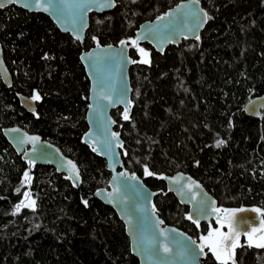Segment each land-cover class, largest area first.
Listing matches in <instances>:
<instances>
[{"label": "trees", "instance_id": "16d2710c", "mask_svg": "<svg viewBox=\"0 0 264 264\" xmlns=\"http://www.w3.org/2000/svg\"><path fill=\"white\" fill-rule=\"evenodd\" d=\"M178 1L114 0L111 10L89 14L82 43L40 12L0 9V46L12 80L9 87L0 81V264H138L122 221L92 196L106 186L109 172L81 141L89 84L79 54L94 42L131 44L141 22ZM199 2L210 17L199 39H182L161 53L138 44L148 63H139L137 47L128 49L136 61L128 70L129 118L119 107L111 111L124 167L156 191L153 209L164 224L197 242L208 224L187 219V207L157 177L180 170L214 196L217 208L264 211V108L255 116L244 111L247 101L264 95V0ZM16 93L40 96L34 112L19 106ZM14 124L69 156L79 169V187L51 166L33 163L29 170L1 133ZM217 141L224 143L217 147ZM145 166L154 175L145 176ZM25 171L31 182L21 187ZM25 191L35 210L13 215ZM240 244L236 264H264V249L248 247L243 237ZM201 262L217 264L207 249Z\"/></svg>", "mask_w": 264, "mask_h": 264}, {"label": "water", "instance_id": "95a60500", "mask_svg": "<svg viewBox=\"0 0 264 264\" xmlns=\"http://www.w3.org/2000/svg\"><path fill=\"white\" fill-rule=\"evenodd\" d=\"M81 2L82 0H64V5H61L60 0H55V3L63 9L62 15L58 19L51 10L45 12L42 8L36 9L34 3L30 4L29 7H25V4H29V0H17V2L11 4L7 3V0H0V3L5 5L3 8L15 5L28 12H40L48 16L60 32L68 33L79 43H82L84 39L85 31L88 27L89 14L109 11L115 5L114 0H111L112 6L101 9L99 0H97L96 3L91 5V10H88L81 20L76 7ZM104 2H107V0H104ZM188 3L189 0H180L159 16L141 22L134 31V39L139 37L138 44L147 43L159 53L163 52L169 45L180 43L182 39H196L195 37L199 36L206 22L201 27L196 28L193 17L185 15V13L190 11L189 8L177 10L179 5ZM42 4L46 5L47 0H42ZM190 7L199 12L201 19H203L205 10L200 2L198 5H191ZM168 13L172 15L163 21L158 19V17ZM190 29H194V31H189ZM77 35L79 39L76 38ZM121 41L115 45H101L98 42H94L93 46L83 49L79 54V61L83 66L89 84L88 104L85 112L87 127L81 136V141L95 155L104 159L106 169L109 172L106 186L96 188L92 196L105 205L110 206L122 221L130 253L137 259L138 264H202L201 259L204 257L205 252L203 254L199 253V249L196 247L200 241L192 244L191 242L194 240L185 231L174 225L164 224L157 213L153 212L152 200L156 191H152L137 174L129 173L123 165V142L119 133L114 130V120L111 111L119 107L121 110L120 115L123 118L127 107L129 115L131 109V86L128 70L131 65L129 61L132 60L128 56V49L133 46L125 41L123 51H121ZM89 54H92L91 59H89ZM0 81L6 87H9L12 81L11 74L3 61L1 46ZM101 95L105 98L100 99ZM16 98L21 108L29 113L34 112L35 101L30 96L16 93ZM109 100H111V103H109ZM90 105L92 106L91 108ZM260 108H264V95L254 97L244 105L245 113L250 116L257 115ZM93 109L96 110L94 111ZM13 129H18L19 131H11ZM1 133L15 153L24 160L29 161L31 159L34 164L51 166L57 173H63L65 176L69 174L67 162L71 161L79 173L77 164L69 156L65 155L57 145L41 135L27 131L19 124L5 126L2 128ZM112 133L117 134L120 147H116L117 141L112 140ZM32 136L38 137L39 143L33 145L31 142H19L26 137ZM108 142L111 143V153L109 152ZM93 148L96 151H93ZM25 153H28V155H25ZM112 154H114V158ZM120 173H127L128 177L135 175L137 179H127L120 176ZM163 176L167 177V179H162L166 191L170 192L179 204L187 207L186 217L192 216L199 223L203 222L206 224L216 221V213L212 209L213 207L217 208V201L197 179L180 170ZM181 176L186 179L181 180L180 184L170 183L172 178ZM68 180L73 186L74 181L72 179ZM188 180L194 182L192 191L189 192L187 188H184L183 195H180L177 190ZM195 184H199L200 187L196 188ZM79 185L80 177L73 188L77 189ZM100 190H103L102 194L97 195ZM109 193L114 194L109 197L107 195ZM193 195L196 197L195 200L191 199ZM212 201H215V205L212 204ZM245 210L244 212H238L235 219V226L241 232V236L247 230L249 223L257 216L256 213L249 211L250 208H245ZM189 220L193 222L192 219ZM172 229H175V232H172ZM159 244H165L173 248V255L165 257L162 252L159 256L145 253V248L156 247ZM185 246L194 249L195 255L178 256L176 253L182 251Z\"/></svg>", "mask_w": 264, "mask_h": 264}, {"label": "snow or ice", "instance_id": "6c2138e0", "mask_svg": "<svg viewBox=\"0 0 264 264\" xmlns=\"http://www.w3.org/2000/svg\"><path fill=\"white\" fill-rule=\"evenodd\" d=\"M17 0H7V3H15ZM61 5H64V0H60ZM97 0H82L81 3L77 4L76 7L78 9V15L79 19H83V16L86 15L88 10H91V5L93 3H96ZM34 3V6L36 9H41L45 12L52 11L54 15L57 16L59 19L62 15L63 9L62 7L58 6L55 3V0H47V4L44 5L42 4V0H29V4H25V7H29L30 4ZM199 0H189L188 4H181L178 6L177 10L189 8L190 11L188 13H185V15H191L194 19L195 26L196 28H199L202 26L204 22H206L207 19H210L208 17L207 13H203V19H201V15L199 12H197L195 9H191V5H198ZM5 5L3 3H0V8H3ZM111 5V0H107V2H104V0H99V7L101 9L105 7H110ZM172 15L171 13L165 14L163 16L158 17L160 21L165 20L168 16ZM75 27V25H74ZM67 30V29H65ZM189 31H194V29H190ZM79 39V36L77 35L76 37ZM196 39H199V36L195 37ZM95 40L96 38L93 37ZM138 39L131 40L130 43L133 47H137L138 45ZM125 41H121V51H123V46L125 45ZM97 46L99 47V44L97 43ZM138 52L140 53L142 59L139 61V63H148L149 61L147 59H144L147 57L149 54L143 49V48H138ZM92 54H89V59H91ZM131 63H135L136 61H129ZM105 97L103 95L100 96V99H104ZM33 101H38L40 99V96L36 93H34L31 97ZM109 103H111V100H109ZM92 106L90 105V108ZM94 111L96 109H93ZM125 120L129 118L128 116V108H125L124 112V117ZM11 131L18 132V129H13ZM112 140H116V147H120V143L118 141V136L116 133H112ZM20 143H27L31 142L33 145L39 143V138L32 136V137H26L23 140L19 141ZM223 141H217V147H219L221 144H223ZM108 147H109V152L111 153V143L108 142ZM93 151H96L95 148H93ZM25 155H28V153H25ZM113 158H114V154ZM29 170L33 166V161L29 159ZM67 169H68V176H66V179H72L74 181L73 186H76V182L79 181V173L78 170L76 169V166L71 162H67ZM144 174L145 176H152L154 175L147 166L144 167ZM120 176L126 177L127 179L130 180H136V176H130L128 177L127 173H120ZM158 179H167V177L164 176H159L157 177ZM186 178L184 177H175L172 178L170 183L171 184H180L181 180H185ZM31 182V176L29 175V171H25L23 174V179L21 182V187H25L27 185H30ZM194 182L188 180L185 184L181 186L180 189L177 191L179 192L180 195H183V190L184 188H187L189 192L192 191V185ZM196 188H199V184L194 185ZM20 190L17 189V192ZM103 190H100L97 192V195H101ZM114 193H109L107 194L109 197H111ZM23 199L20 201V203L15 205V209L13 211V215L19 213L22 208H30L33 211L35 210V205L36 201L31 198V193L25 191L23 193ZM192 200H195L196 197L193 195L191 197ZM111 202V200H109ZM85 205H87V201H84ZM212 204L215 205V201H212ZM216 213V224L218 227L212 228L211 225L209 226L208 234L206 236H201L200 237V243L196 245V247L199 249V253L203 254L205 252V249H207L213 257H215L217 264H236L235 260V249L238 247H243V245L240 244V236L241 232L237 230L235 226V219L237 217L238 212H244L246 211L243 208L240 209H224V208H215L213 207L212 209ZM249 211H252L257 214L258 217H264V211H261L259 208H252ZM153 212H155V209H153ZM187 219H192L193 223L197 224V227H199V221L195 220L192 218V216L186 217ZM227 229V231H222V229ZM172 232H175V229L171 230ZM244 236L247 239V246L248 247H255L259 249H264V218L259 220V227L256 226H251V230L247 231L245 230L243 232ZM163 235V233H161ZM192 244H196V241H192ZM146 254L149 255H155L159 256V254L162 252L165 257H170L173 255V248H170L169 246L165 244H159L156 247H149L144 249ZM180 257L184 256H193L195 255V250L191 248H187L186 246L182 251H179L176 253Z\"/></svg>", "mask_w": 264, "mask_h": 264}, {"label": "rangeland", "instance_id": "374dc122", "mask_svg": "<svg viewBox=\"0 0 264 264\" xmlns=\"http://www.w3.org/2000/svg\"><path fill=\"white\" fill-rule=\"evenodd\" d=\"M209 226H210V224H208V227H207V231H206V234L204 235V236H206L207 234H208V230H209ZM251 226H254V225H248L247 226V231H250L251 230ZM211 227L212 228H215V227H218V225L216 224V221H214V225H211ZM256 227H259V225L258 226H256ZM222 231H227V229L225 228V229H222ZM243 237V241L247 244V239H246V237L243 235L242 236ZM211 254V253H210ZM212 255V254H211ZM214 259H215V257H213ZM216 260V259H215Z\"/></svg>", "mask_w": 264, "mask_h": 264}, {"label": "flooded vegetation", "instance_id": "af4514ba", "mask_svg": "<svg viewBox=\"0 0 264 264\" xmlns=\"http://www.w3.org/2000/svg\"><path fill=\"white\" fill-rule=\"evenodd\" d=\"M259 220H260V217L255 216L254 220H253L251 223H249V225L258 226V225H259ZM243 235H244V234H243ZM243 235H242V236H243ZM242 236H241V237H242Z\"/></svg>", "mask_w": 264, "mask_h": 264}]
</instances>
